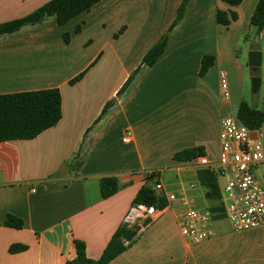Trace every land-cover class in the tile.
Returning a JSON list of instances; mask_svg holds the SVG:
<instances>
[{
  "label": "crops",
  "instance_id": "1",
  "mask_svg": "<svg viewBox=\"0 0 264 264\" xmlns=\"http://www.w3.org/2000/svg\"><path fill=\"white\" fill-rule=\"evenodd\" d=\"M50 1L0 0V24ZM183 1L101 0L63 26L49 17L0 35V96L59 89L62 97L56 126L33 139L0 143V264H66L76 256V240L85 243L89 259L98 260L122 226L134 230V242L108 264H264V226L235 232L224 215L214 220L212 239L189 244L179 225L186 200L209 210L200 171L217 177L223 196L225 179L198 165V157L218 162L222 120L236 117L219 79L222 71L231 77L239 60L233 53L236 33L252 30L264 55V29L259 33L250 24L259 0L236 7L190 0L164 53L154 65L143 64ZM218 11L238 18L222 26ZM206 56L214 62L201 76ZM189 149L202 153L191 161L174 159ZM151 176L153 188L163 183L177 199L157 193L165 205L154 217L127 221ZM105 177L118 178L122 186L107 199L100 191ZM10 216L23 227L6 226ZM15 245L26 249L11 253Z\"/></svg>",
  "mask_w": 264,
  "mask_h": 264
},
{
  "label": "trees",
  "instance_id": "2",
  "mask_svg": "<svg viewBox=\"0 0 264 264\" xmlns=\"http://www.w3.org/2000/svg\"><path fill=\"white\" fill-rule=\"evenodd\" d=\"M101 0H51L49 3L32 13L31 15L11 22L0 24V35L14 33L24 26L35 25L46 18L55 17L60 26L65 25L76 16L89 11ZM190 0H184L180 6L177 18L170 29L164 33L158 43L150 49L143 58V64L152 66L164 53L168 37L173 28L183 18ZM232 7L239 6L244 0H222ZM235 12H217V22L222 26H229L231 22L237 20ZM250 24L257 28L260 33L264 29V0H259L255 11L251 17ZM80 28H77L79 31ZM65 42H69V35L65 34ZM214 57L206 56L202 59L200 75L203 76L213 65ZM138 72V70L136 71ZM135 72V74H136ZM79 76L71 81L76 83L81 79ZM134 79V75L124 85L119 94L129 86ZM109 102L103 109L104 114L112 105ZM236 117L244 125L251 129L264 125V111L250 106L246 102H240L236 108ZM62 118V97L59 89H47L41 91L23 92L0 96V143L11 140H27L39 136L44 131L56 126ZM202 153L201 149H189L177 153L174 156L178 161H191ZM155 177L151 176L148 183L141 187L137 193L133 205L144 204L161 208L165 205V200L158 196L150 183ZM199 180L205 188V197L210 202L209 211L214 220L224 216L223 196L220 190L217 177L209 170H202L199 173ZM122 186L116 177H105L100 181L101 196L107 199L121 190ZM6 226L20 229L23 221L9 217ZM135 232L126 226L120 227L112 236L105 252L98 260L87 257L86 245L84 242L76 240V256L66 264H108L111 260L127 250L134 242ZM125 242H127L125 244ZM24 246H13L11 253L25 250Z\"/></svg>",
  "mask_w": 264,
  "mask_h": 264
},
{
  "label": "built area",
  "instance_id": "3",
  "mask_svg": "<svg viewBox=\"0 0 264 264\" xmlns=\"http://www.w3.org/2000/svg\"><path fill=\"white\" fill-rule=\"evenodd\" d=\"M220 87L223 98L231 95L227 75L220 72ZM130 133H126L125 142ZM221 150L217 163L206 157H198V165L216 169L225 179L223 187L224 215L233 231L243 232L264 226V184L256 171L264 168V127L251 129L237 117L222 120L220 132ZM191 188L194 185L190 186ZM156 193L173 202L177 195L168 191L163 183H156ZM179 219L181 234L189 244H200L215 236L214 218L208 209H198L188 205ZM158 212L155 206L136 205L127 217L129 220L147 219Z\"/></svg>",
  "mask_w": 264,
  "mask_h": 264
},
{
  "label": "rangeland",
  "instance_id": "4",
  "mask_svg": "<svg viewBox=\"0 0 264 264\" xmlns=\"http://www.w3.org/2000/svg\"><path fill=\"white\" fill-rule=\"evenodd\" d=\"M247 25L241 26L240 31H245ZM236 47L233 51L234 57L239 60L234 65L231 71V77H227L229 83V91L235 103V111L240 102H246L252 107L258 108L264 111V55H262V63L258 67L249 65V54L256 50L255 34L251 31L240 34L236 33ZM258 45L262 46V42L258 41ZM261 52V51H260ZM258 77L261 79V86L257 93L252 90V78ZM258 179L263 182L264 168L256 171ZM220 184L223 185L224 181L220 180Z\"/></svg>",
  "mask_w": 264,
  "mask_h": 264
},
{
  "label": "water",
  "instance_id": "5",
  "mask_svg": "<svg viewBox=\"0 0 264 264\" xmlns=\"http://www.w3.org/2000/svg\"><path fill=\"white\" fill-rule=\"evenodd\" d=\"M262 63V53L260 51H252L249 54V65L258 67ZM261 86V79L258 77L252 78V90L257 93Z\"/></svg>",
  "mask_w": 264,
  "mask_h": 264
}]
</instances>
